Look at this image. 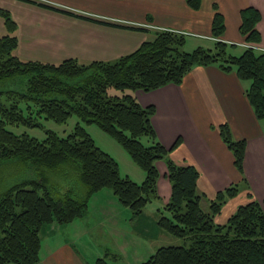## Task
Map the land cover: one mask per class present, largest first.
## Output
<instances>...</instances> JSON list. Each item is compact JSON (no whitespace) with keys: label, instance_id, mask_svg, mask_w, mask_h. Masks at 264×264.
I'll list each match as a JSON object with an SVG mask.
<instances>
[{"label":"trees","instance_id":"1","mask_svg":"<svg viewBox=\"0 0 264 264\" xmlns=\"http://www.w3.org/2000/svg\"><path fill=\"white\" fill-rule=\"evenodd\" d=\"M25 1L60 11L42 2ZM186 2L195 10L202 4V0ZM0 15L7 29L0 37V167L15 163L32 173L26 177L20 172L17 181L0 184V264H43L42 227L86 217L90 198L103 189H110L133 215H140L150 201L159 198V161L167 165L172 194L157 223L183 244L160 247L143 264H264V210L253 195L249 193L250 201L239 206L225 224L216 223L224 205L241 192L240 185L218 192L205 211L204 195L197 189L199 170L175 163L169 158L171 151L156 138L152 126L155 107H142L129 93H108L110 88L150 92L180 85L193 67L217 65L227 73L235 70L240 80L250 82L246 96L264 124V52L244 48L233 54L230 48L234 50L235 45L221 40L225 21L217 9L212 49L199 47L187 52L183 35L162 31L113 62L26 61L16 56V22L7 11L0 10ZM260 21L256 8L241 11L240 33L247 43L256 46L261 42ZM73 115L80 121L66 137L47 131L45 139L39 140L8 128H42L43 120L66 123ZM82 124L97 125L114 138L144 171L145 180L138 183L122 176L117 160L96 145ZM218 130L243 175L246 140L234 139L226 123ZM71 173L77 174L81 189L55 181L54 175L67 177ZM243 182L248 184L246 179ZM93 264L109 262L102 257Z\"/></svg>","mask_w":264,"mask_h":264},{"label":"crops","instance_id":"2","mask_svg":"<svg viewBox=\"0 0 264 264\" xmlns=\"http://www.w3.org/2000/svg\"><path fill=\"white\" fill-rule=\"evenodd\" d=\"M44 2L60 11L25 0H0V10L9 12L17 24L16 56L21 60L113 62L155 39L157 32H162L160 29L183 35L185 43L190 39L193 49H212L216 41L212 21L217 9L225 21L221 40L235 45L234 51L239 54L240 47L243 51L240 45L245 43L240 33L241 11L247 7H254L261 14L257 26L261 42L257 49L264 52V0H202L198 10L191 8L186 0ZM6 33L5 20L0 15V37ZM249 87L250 82L240 80L235 70L227 73L217 65H209L193 67L180 85L169 84L150 92H128L142 107H155L152 126L157 140L171 151L169 158L199 170L197 189L204 195L205 211L218 192L240 185L241 192L216 217L218 224H225L239 206L247 204L249 193L264 210V124L256 117L246 96ZM224 123L229 125L234 139L247 142L243 175L220 136L218 126ZM178 141V146L173 148ZM117 152L123 157L118 149ZM124 161L129 164L127 157ZM130 167L133 176L127 174L128 177L142 183L144 171L139 166L141 171L133 165ZM157 168L159 198L150 201L140 215H133L110 189H103L90 198L86 217L70 224L44 225L40 231L42 263L93 264L107 257L109 264H137L138 257H143L145 252L130 255V231L138 232L142 239L134 247L144 245V241L148 243L149 239L154 244L142 263L160 247L178 245L169 241V234L157 223L172 194L166 163L157 162ZM149 228L152 235L147 233Z\"/></svg>","mask_w":264,"mask_h":264},{"label":"rangeland","instance_id":"3","mask_svg":"<svg viewBox=\"0 0 264 264\" xmlns=\"http://www.w3.org/2000/svg\"><path fill=\"white\" fill-rule=\"evenodd\" d=\"M36 1L42 2L41 0H36ZM189 40L190 39L187 40L188 42L185 43V46L183 47V49L184 50L188 49V51L190 50L189 52H193L195 49H193V47H191L192 42H190V44H189ZM256 46H258V44H256ZM235 48H236V46H235ZM230 49H232L233 54L235 53L236 55H238L233 50L232 47ZM242 49H244V48H242ZM237 52H239V54L242 52L241 47L239 48V51H237ZM129 91L130 90H125V92H124L121 90H117L115 88H110L108 90V93H109V95H113V96L114 95L121 96L123 94L128 93ZM79 121H80L79 118H77L76 115H73L69 118V120L66 123H58V122H55L53 120H43L42 121V123H43L42 128H32L31 129V128H28L25 126H8V128L17 134L27 133L31 137L37 138L39 140H43L47 136V134H46L47 131H53L57 135H59L60 137L68 136L74 130L76 124ZM82 126L92 136V138L94 139L97 146L102 148L104 151L108 152L112 157H114L117 160V162L120 164V167H121L122 176H129V175L133 176V172L131 171L130 165H133V167H135L137 170L141 171L140 168L129 157L127 152H125L124 149L116 142V140L114 138H112L111 136H108V134L103 132L97 125L82 124ZM145 141H146V139H145ZM117 149L121 152L123 157L117 152ZM126 157L129 160V164L124 161V158L126 159ZM20 172H24V176H26V177L32 176L31 171L26 172L20 164L11 163V164H7L5 166L0 167V184L2 186H5V185L7 186L10 184L9 183L10 181H13V182L17 181L18 178L21 176ZM127 174H129V175H127ZM76 176H77V174L75 175L73 173H71L67 177H65L63 175H61V176H55L54 175L56 182L62 183V184L70 182L71 184H74V186L77 185V187L79 189H81L82 186L80 184H78ZM64 181H67V182H64ZM67 188L68 187L64 188L63 192ZM149 232H150V235H152V230L150 228L148 229L147 233H149ZM129 236L131 238V246H130L129 253L131 256H133V255H138L140 253L145 252V255H143V257H141V258L138 257V261H137V264H143L142 263L143 261H141L142 258H144V256H147V254H149L151 252L150 247H151V245H154V244H151L150 239H149V241H147L148 243H146V241H144V245H138L137 247H134L140 241H142L140 234L138 232L135 233V231L134 232L130 231ZM168 237H169L168 238L169 241H176L178 246L183 244V241L179 238H174L170 235ZM164 242L165 241H163V244H164ZM167 245H171V242H168Z\"/></svg>","mask_w":264,"mask_h":264},{"label":"built area","instance_id":"4","mask_svg":"<svg viewBox=\"0 0 264 264\" xmlns=\"http://www.w3.org/2000/svg\"><path fill=\"white\" fill-rule=\"evenodd\" d=\"M41 1L44 2L45 0H41ZM144 27L156 28V27L151 26V25H145ZM160 30H162V31H169L167 29H160ZM241 46H243L244 48H255V49H257V46H255L254 44H251V43H247V42L241 44Z\"/></svg>","mask_w":264,"mask_h":264}]
</instances>
